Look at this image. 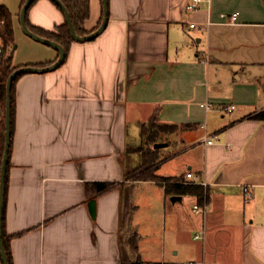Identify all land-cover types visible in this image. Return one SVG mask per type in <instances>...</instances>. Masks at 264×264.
<instances>
[{
  "label": "crops",
  "instance_id": "1",
  "mask_svg": "<svg viewBox=\"0 0 264 264\" xmlns=\"http://www.w3.org/2000/svg\"><path fill=\"white\" fill-rule=\"evenodd\" d=\"M191 1L107 0L97 36L73 40L59 67L16 79L4 216L12 264H264V120L253 117L264 108V0ZM21 2L0 1L26 48L12 64H50L58 51L22 30ZM103 14V0H89L88 33ZM27 18L46 30L66 20L52 0H35ZM156 111L191 126L151 147L142 125ZM150 155L158 176L206 182L204 215L194 194L125 176ZM98 181L115 185L97 192Z\"/></svg>",
  "mask_w": 264,
  "mask_h": 264
},
{
  "label": "trees",
  "instance_id": "2",
  "mask_svg": "<svg viewBox=\"0 0 264 264\" xmlns=\"http://www.w3.org/2000/svg\"><path fill=\"white\" fill-rule=\"evenodd\" d=\"M35 1V0H34ZM33 1V2H34ZM57 6H59L54 0H52ZM63 4L66 6L70 17L72 19L73 25L80 35H85L88 31L84 27V22L89 16V0H61ZM24 0H22L21 5L23 4ZM31 3V5L33 4ZM30 5V6H31ZM29 6V7H30ZM60 7V6H59ZM29 9V8H28ZM27 9V12H28ZM0 35L3 39L6 54L3 60V63L0 66V106L2 107V132L0 134V169H1V162L3 157L4 151V144H5V107H6V81L9 74L18 66H22L23 64L13 65L12 64V51H9L8 48L14 42V27H13V19L12 14L9 9L0 4ZM26 22L31 30L47 37L49 39L55 40L63 45L65 48L66 54L69 49L71 42L74 40L70 34L68 29V24L65 22L58 24L52 30H46L37 26L32 25L26 13ZM49 62L38 63L39 65H46ZM18 75L12 83L11 88V140H12V133H13V122H14V112H15V97H14V83L16 79L19 77ZM158 111V109H157ZM157 111L153 116L150 118L148 123H144L142 125V134L145 143L153 144L159 138H163V136L177 130L183 129L186 127H190V124H183L177 125L173 123H164L161 122L157 116ZM253 117L258 118L260 120H264V108L257 111L253 114ZM162 140V139H161ZM142 149V148H140ZM11 150V143L9 148V156ZM149 151H154L152 148H149ZM153 159L150 155V159L144 157V159L139 163V165L129 169L125 176L132 180H139V179H150V180H157L159 182L165 181V188L168 193H176V194H194L198 198V202H208L209 199V192L207 186L200 184V183H193L191 181H186L182 176L178 177H161L154 173V167L151 165ZM9 158L7 163V170H8ZM6 170L5 176V196H4V205H3V218H2V228H3V237H4V246L7 253L9 264H12V256L10 251L9 245V236L4 231V216H5V199H6V191H7V182H8V173ZM96 184V191L101 192L105 191L115 185L114 182H107V181H98L95 182ZM129 216V209L125 210L124 218L125 220L128 219ZM137 236L134 234L133 236L129 237L128 243L131 245L132 249L135 251L137 249ZM140 263H142L139 260ZM0 264H2L0 259ZM142 264H159L158 262L152 263H142Z\"/></svg>",
  "mask_w": 264,
  "mask_h": 264
},
{
  "label": "water",
  "instance_id": "3",
  "mask_svg": "<svg viewBox=\"0 0 264 264\" xmlns=\"http://www.w3.org/2000/svg\"><path fill=\"white\" fill-rule=\"evenodd\" d=\"M34 0H24L19 14V20L21 24L22 30L32 37L35 40H38L40 42H43L49 46L54 47L58 51V57L55 61H53L50 64L47 65H22L15 68L8 76L6 81V107H5V144H4V151H3V157L1 162V169H0V259L2 264H9L7 253L4 246V237H3V228H2V218H3V205H4V196H5V176H6V170H7V163L9 158V148L11 143V88L13 80L23 73L27 72H47L50 70H53L57 67H59L65 60L66 57V51L63 45L55 40L49 39L47 37H44L42 35H39L38 33L31 30L26 22V13L27 9L31 5V3ZM62 9L64 12L66 22L68 24V29L70 31V34L74 40L77 41H86L93 39L95 36H97L106 26L107 20H108V7H107V0H103L104 5V14L102 21L100 25L93 31L85 34L80 35L77 33L72 19L70 17V14L66 8V6L63 4L61 0H54ZM164 143H155V147L163 145ZM172 200L180 199V195H172ZM89 209L92 215H95V201L92 199L89 203Z\"/></svg>",
  "mask_w": 264,
  "mask_h": 264
},
{
  "label": "built area",
  "instance_id": "4",
  "mask_svg": "<svg viewBox=\"0 0 264 264\" xmlns=\"http://www.w3.org/2000/svg\"><path fill=\"white\" fill-rule=\"evenodd\" d=\"M202 1L209 2L210 0H192L191 3H189V7L190 8H196L198 6V4L200 2H202ZM236 14H237L236 12L232 13V15H231L232 16V19H231L232 22H234ZM1 23H2V21L0 22V25H1ZM194 25H195L194 22L190 23L191 27H193ZM5 54H6V48H5L3 39H2V37L0 35V66L3 63ZM232 108H233V105L228 107L229 110H231ZM2 123H3L2 107L0 106V134L2 132ZM207 142H209V143L212 142V138L207 139ZM187 176L188 177L193 176L192 172H188ZM191 182L200 183V184L206 185V182H203V181L199 182V181L191 180ZM244 194H245V200H248V199L252 198V196H253L252 191L248 188V186L244 187ZM206 207H207V202L200 203V202L196 201L192 205L193 211L196 212V213H201L202 215L205 214ZM203 237H204V230H199V231H197L196 233L193 234V238L194 239H202ZM162 264H184V263L179 262V261H174V262H172V261H163ZM185 264H205V262L203 260H189Z\"/></svg>",
  "mask_w": 264,
  "mask_h": 264
},
{
  "label": "rangeland",
  "instance_id": "5",
  "mask_svg": "<svg viewBox=\"0 0 264 264\" xmlns=\"http://www.w3.org/2000/svg\"><path fill=\"white\" fill-rule=\"evenodd\" d=\"M0 1H1V0H0ZM10 1L13 2V0H10ZM36 41H38V40H36ZM41 43H43V42H41ZM44 44H45V43H44ZM45 45H46V44H45ZM15 46H17V47H15ZM15 48H16V49H15ZM14 49H15V51H14V59H15V60H20V59H21V55H20V53L22 54L23 51L26 50V48H25V44H24V42L21 40L20 37L15 38L13 44L8 48V50H9V51H12V52H13ZM15 57H16V58H15ZM158 140H161V139L159 138ZM155 143H156V142H155ZM155 143L150 144L151 147H154V146H155ZM176 150H177V149H173V150H172V153H175ZM174 160H175V159H171V160H169L168 162H166V163L163 165V167H164L165 169H173V168H174V165H176V162H175Z\"/></svg>",
  "mask_w": 264,
  "mask_h": 264
}]
</instances>
